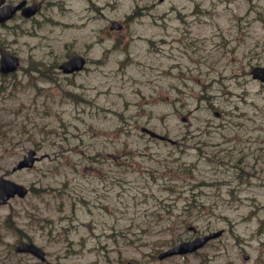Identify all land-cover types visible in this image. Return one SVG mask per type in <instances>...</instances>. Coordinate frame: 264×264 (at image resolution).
<instances>
[{
	"label": "rangeland",
	"instance_id": "1",
	"mask_svg": "<svg viewBox=\"0 0 264 264\" xmlns=\"http://www.w3.org/2000/svg\"><path fill=\"white\" fill-rule=\"evenodd\" d=\"M28 2L0 24L21 61L0 72V177L32 189L0 205V264H44L22 239L57 264H264V0Z\"/></svg>",
	"mask_w": 264,
	"mask_h": 264
},
{
	"label": "water",
	"instance_id": "2",
	"mask_svg": "<svg viewBox=\"0 0 264 264\" xmlns=\"http://www.w3.org/2000/svg\"><path fill=\"white\" fill-rule=\"evenodd\" d=\"M4 1L5 0H0V21H3L5 19L9 18L10 16H12L13 13L15 12V10L17 9V7L20 6V5L19 6H13L10 4H6V5L1 6V4ZM33 12H34V9L31 7L25 11V13L27 15H30ZM112 26L120 27V24L115 22V23H113ZM83 63H84V59L79 57V56H76V57H73L72 59H70L68 62L64 63L62 66L66 70L72 71L74 69L82 68ZM17 65H18V58L16 56L10 54L6 50L1 49V70L3 72H9V71L15 70L17 68ZM254 74L256 76H259L262 79H264V68L256 67L254 69ZM143 130L148 131L153 136L163 137L162 135H160V134H158L152 130H149L147 128H144ZM34 153H35L34 151H30L29 156H26L25 159L23 161H21L15 167V169L21 168L23 166L32 165V163L34 161V157H33ZM27 191H28V189L20 183H17L15 181H12L9 179L0 178V202H4L10 196L15 195L16 193H18L20 196H24L27 193ZM221 232H222V230H219L217 232H211V233L206 234L204 236L196 237L190 241H184V242L180 243L179 245H176V246L168 249L167 251L163 252L160 255V257L172 255L175 253H184V252H188V251H193V250L199 248L200 246H202L208 239L219 235ZM17 249L18 250L32 251L35 254L42 257L43 259H45L44 252L42 251V249L34 243L21 242L19 244V246L17 247ZM48 264H53V263L49 262Z\"/></svg>",
	"mask_w": 264,
	"mask_h": 264
}]
</instances>
